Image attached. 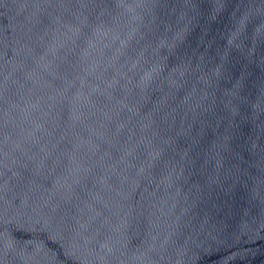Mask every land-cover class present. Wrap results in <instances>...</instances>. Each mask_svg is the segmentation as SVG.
<instances>
[{"label":"water","instance_id":"obj_1","mask_svg":"<svg viewBox=\"0 0 264 264\" xmlns=\"http://www.w3.org/2000/svg\"><path fill=\"white\" fill-rule=\"evenodd\" d=\"M0 264H264V0H0Z\"/></svg>","mask_w":264,"mask_h":264}]
</instances>
